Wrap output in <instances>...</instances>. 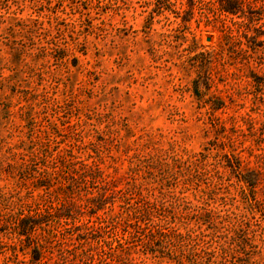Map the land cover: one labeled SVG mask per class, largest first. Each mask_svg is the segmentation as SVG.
I'll return each mask as SVG.
<instances>
[{
    "label": "rangeland",
    "instance_id": "374dc122",
    "mask_svg": "<svg viewBox=\"0 0 264 264\" xmlns=\"http://www.w3.org/2000/svg\"><path fill=\"white\" fill-rule=\"evenodd\" d=\"M160 1L0 0V167L20 163L30 138L49 136L50 150L59 146L54 154L70 151L76 161L95 164L114 190L132 184L144 193L161 191L169 203L168 192L182 198V233L204 232L194 216L207 211L219 217L218 228L244 219L256 231L251 264H264L261 215L224 158L235 153L242 170H264V17L251 32L260 35L251 50L235 24L241 20L211 0ZM197 159L199 167L187 170L184 162ZM20 186L0 169V194L27 200ZM95 186L89 192L96 196L103 185ZM54 191L42 194L58 201ZM86 194L80 193L84 200ZM72 211L70 227L91 226L103 215ZM107 231L106 241L114 243L119 229ZM2 241L8 247L0 249V264H32L29 251L14 253L13 241ZM99 244L74 249L75 264H98ZM133 258L171 264L151 255Z\"/></svg>",
    "mask_w": 264,
    "mask_h": 264
},
{
    "label": "trees",
    "instance_id": "16d2710c",
    "mask_svg": "<svg viewBox=\"0 0 264 264\" xmlns=\"http://www.w3.org/2000/svg\"><path fill=\"white\" fill-rule=\"evenodd\" d=\"M211 1L217 4L220 12L237 16L241 20L235 24L242 29L241 34L247 41L251 40L253 45L248 47L255 50L260 35L252 36L251 32L262 27L257 26L264 17V0ZM28 33L29 31L26 32ZM30 34V37L33 36L34 31H30ZM225 39L231 41V32ZM260 43L264 45L263 41ZM74 62L77 63L75 59ZM221 107L223 106L216 105L214 109L218 110ZM28 124L34 125L30 116ZM50 141L49 136H46L45 140L39 137L30 138L27 147H23L24 153L18 155L20 163H8L9 170L0 167L3 172L6 171L11 177L19 179L20 188L22 185L25 187L28 197L24 200L13 192L0 194L1 251L8 247L2 241V238H7L13 241V245L9 247H12L14 253L18 247L22 252L29 251L32 264L61 262L75 264L74 249L92 242L100 243L98 251L101 249L102 254H97L98 264H138L133 258L134 253L151 255L160 260H167L171 264H251L253 256L258 254L257 245L254 244L256 231L252 230L251 224L244 219H237L230 229L228 227L225 229L224 226L218 228L214 226V222L219 217L207 211L194 216L197 224H201L199 229L206 226L204 232L185 230L186 232L182 233L178 226L182 198L168 192L173 200L169 203L161 191L160 196L155 194L154 189H146L144 193L140 185L132 184L129 188L114 190L115 186L109 187L113 182L103 177L95 164L89 166L82 161H76V157L70 151L54 154L59 146L55 150H50ZM201 156L206 157L203 154ZM224 158L225 167L230 168L247 187L246 190L254 202L253 206H256L264 223V197L262 199L258 197L260 193H264V170L251 168L242 170L241 158L235 153L232 157L226 154ZM197 161L198 159L195 162L186 160L184 165L188 167L187 170L191 167L196 170L200 164ZM98 184L103 185V192L95 196L93 192H89V188L98 189V186H95ZM54 188L58 201L51 202L45 199L42 193L49 194ZM83 191L89 195L85 200L80 195ZM36 192L38 195H35ZM77 195L78 201L82 204L76 202ZM117 195L121 204L118 205V211H115L116 202L113 201ZM111 198L110 209L105 210L107 200ZM83 207L88 209L92 216L98 211H103V215H97L91 226L70 227L72 222L69 220L73 219L72 210ZM169 213L172 214L170 217ZM227 219L225 217L219 224L223 225ZM110 228L119 229L116 233L119 236L115 235L114 243L106 241L104 236L109 234L107 230ZM210 229L217 230L213 233L214 237L210 233H205L210 232ZM219 229L225 231L217 236ZM65 234L69 236L63 238ZM210 238H213L211 242ZM218 239H221L223 244L217 242ZM55 244L60 245L57 252ZM241 254L246 256V259H242ZM228 256H231V259L228 260ZM217 257H221L222 260L218 262Z\"/></svg>",
    "mask_w": 264,
    "mask_h": 264
}]
</instances>
